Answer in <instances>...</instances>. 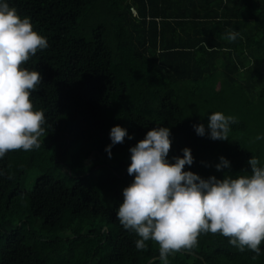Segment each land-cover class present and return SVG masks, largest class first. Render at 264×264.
I'll return each instance as SVG.
<instances>
[{
    "label": "trees",
    "instance_id": "trees-1",
    "mask_svg": "<svg viewBox=\"0 0 264 264\" xmlns=\"http://www.w3.org/2000/svg\"><path fill=\"white\" fill-rule=\"evenodd\" d=\"M5 2L48 47L22 66L42 77L30 96L45 114L41 147L0 159V264H161L158 244L137 250L116 216L134 180L129 149L153 128L170 129L169 162L189 148L184 170L204 179L250 175L252 156L264 166V0ZM73 41L80 49L68 61ZM215 112L235 119L228 140L207 134ZM117 125L128 136L109 157ZM221 157L230 166L217 171ZM168 261L264 264V242L256 255L201 234Z\"/></svg>",
    "mask_w": 264,
    "mask_h": 264
},
{
    "label": "clouds",
    "instance_id": "clouds-1",
    "mask_svg": "<svg viewBox=\"0 0 264 264\" xmlns=\"http://www.w3.org/2000/svg\"><path fill=\"white\" fill-rule=\"evenodd\" d=\"M238 36L229 31L225 39L234 42ZM47 47L46 38L33 30L30 19L21 18L14 7L0 0V159L10 151L41 147L45 114L33 110L30 96L42 77L22 66ZM232 123L233 117L215 112L208 117L207 134L212 140H228ZM194 129L199 136L206 134L203 124ZM126 136V129L119 125L110 130L111 144L105 149L109 157L111 147L122 144ZM170 136L168 127H156L129 149L127 171L134 180L123 189L116 216L124 229L139 237L137 250H146V242L154 241L161 264H169V255L194 249L201 234L211 233L228 238L241 252L248 249L259 255L264 242V166L252 156L250 175L204 179L184 170L194 162L189 148L182 150L183 157L169 162ZM220 161L217 171L230 166L224 157Z\"/></svg>",
    "mask_w": 264,
    "mask_h": 264
},
{
    "label": "rangeland",
    "instance_id": "rangeland-1",
    "mask_svg": "<svg viewBox=\"0 0 264 264\" xmlns=\"http://www.w3.org/2000/svg\"><path fill=\"white\" fill-rule=\"evenodd\" d=\"M80 49V44L77 41H73L69 45H67L65 50V57L68 61H72L77 52ZM216 86H220L218 82L214 83Z\"/></svg>",
    "mask_w": 264,
    "mask_h": 264
},
{
    "label": "crops",
    "instance_id": "crops-1",
    "mask_svg": "<svg viewBox=\"0 0 264 264\" xmlns=\"http://www.w3.org/2000/svg\"><path fill=\"white\" fill-rule=\"evenodd\" d=\"M212 1L215 2V3L212 4V3H209V2H208L209 6H216V5H217V2H218L219 0H212ZM227 1H228V0H223L224 4H227Z\"/></svg>",
    "mask_w": 264,
    "mask_h": 264
},
{
    "label": "water",
    "instance_id": "water-1",
    "mask_svg": "<svg viewBox=\"0 0 264 264\" xmlns=\"http://www.w3.org/2000/svg\"><path fill=\"white\" fill-rule=\"evenodd\" d=\"M134 12H136L134 9H133Z\"/></svg>",
    "mask_w": 264,
    "mask_h": 264
}]
</instances>
